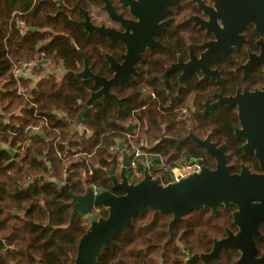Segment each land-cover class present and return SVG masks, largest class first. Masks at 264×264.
<instances>
[{
	"label": "flooded vegetation",
	"instance_id": "1",
	"mask_svg": "<svg viewBox=\"0 0 264 264\" xmlns=\"http://www.w3.org/2000/svg\"><path fill=\"white\" fill-rule=\"evenodd\" d=\"M237 9L241 11L233 9L228 12L222 4L216 8L213 0H173L172 3L171 0L38 1L41 17L44 13L45 18H50L53 25L60 27L66 23L71 25L60 36L72 44L76 37L72 26L81 28L79 24L85 20L91 27H102L120 36L112 40V37H101L81 28L85 35L80 43L83 53L76 49L80 63L71 64L65 74L82 84H95L88 75L103 79L101 84L112 80L116 84V87L108 89L109 97H97L91 102L83 118L99 99L112 101L116 112L125 116L126 120L118 124L116 146L109 150L118 155L116 163L110 160V168L113 167L118 181L124 153L128 183H139L145 169L150 180L160 185L173 183L168 180V169L172 166H176L172 169L181 168L191 161L197 163L194 173L202 167L214 171L216 158L194 141L202 142L207 138L208 143L216 148L223 147L230 175L239 176L242 168L252 175L263 174L254 151L244 153L242 147L246 141L236 134L242 129L239 105L227 101L239 98L244 116L251 118L253 101L240 97L244 93L264 94V3L258 5L248 1L243 9ZM16 25L23 28V35L29 32L25 21ZM213 43L223 46L226 53L205 57L207 46ZM257 58L259 64L256 63ZM84 69L88 75L77 79L75 74ZM94 89L90 94L101 90L98 86ZM89 98L79 105L85 104ZM103 105L112 108L109 103ZM260 112L264 117V98ZM110 184L112 187L111 180ZM115 192L123 195L120 190ZM219 208L223 207H217L215 213L201 209L208 211L203 218L212 222L210 226L202 224L196 227L195 222L188 224L193 220L191 214L200 210L183 215L174 225L172 240L168 243L173 241L175 230L181 233V244L189 243L192 236L197 243L203 241L205 250L193 255L209 254L214 241L226 237V230L233 234L237 232L232 219L236 207L223 208L230 211L228 226L214 223L222 218L217 214ZM95 211L92 213L99 212ZM218 227L222 229L221 234ZM207 229L215 230L216 234L203 238L201 232H207ZM259 231L262 239L256 241L257 257L264 254V249L260 251L257 245L264 241V223L259 225ZM167 235L169 238L168 226ZM175 243L178 244V239ZM181 251L182 254L185 252L184 249ZM227 252H220L218 258L208 264H213ZM193 255H187L183 259L184 264ZM197 261L200 260L193 262Z\"/></svg>",
	"mask_w": 264,
	"mask_h": 264
},
{
	"label": "trees",
	"instance_id": "2",
	"mask_svg": "<svg viewBox=\"0 0 264 264\" xmlns=\"http://www.w3.org/2000/svg\"><path fill=\"white\" fill-rule=\"evenodd\" d=\"M38 1L0 0V264H73L87 224L79 215L70 221V199L49 182L51 177L61 183L67 179L70 191L76 195L88 187L119 195L112 189L106 170L117 161L118 155L109 150L115 148L118 124L126 118L116 112L112 101L99 99L80 127L73 130L79 104L95 90L93 84H82L65 75L71 64L80 63L76 49L83 53L80 43L85 35L74 25V44L61 38L60 34L71 25L60 27L44 13L41 17ZM27 11L30 13L22 15ZM21 21L29 31L24 35L20 34L23 28L16 25ZM45 29L48 32L43 33ZM55 34L58 36L52 38ZM34 57L52 60L63 70V77L40 78L28 90L31 80H15L12 68ZM20 89L29 95L19 94ZM107 103L111 109L103 105ZM32 127H41L44 133L28 136L27 130ZM17 145L23 149L19 156L12 153ZM173 167L176 166L167 171L169 181ZM95 212L106 217L102 208ZM218 213L222 218L214 223L228 226L230 211L219 208ZM207 214L202 210L193 212L188 224L210 226L212 222L203 218ZM169 220V214L153 216L149 210L134 216L127 230L105 246L96 264H184L187 255L205 250L203 241H193L194 236L189 243L181 244V233L175 230L173 241L164 245ZM212 231L215 230L207 229L208 233L201 235L208 239L216 234ZM218 233H222L220 227ZM257 245L260 251L264 249V241ZM181 248L185 250L183 254ZM237 259L235 252L228 251L213 264H235Z\"/></svg>",
	"mask_w": 264,
	"mask_h": 264
},
{
	"label": "water",
	"instance_id": "3",
	"mask_svg": "<svg viewBox=\"0 0 264 264\" xmlns=\"http://www.w3.org/2000/svg\"><path fill=\"white\" fill-rule=\"evenodd\" d=\"M215 7L219 4L226 11L233 9L241 11L248 1L260 4L264 0H213ZM149 2V0H148ZM173 0H171V3ZM246 23V22H245ZM79 26L87 32L97 33L101 37H112V40L120 38L102 27H91L87 21L80 23ZM226 50L218 43L207 46L205 57L211 58L217 54H224ZM81 54V52H80ZM260 59V57H259ZM259 59L256 63L259 64ZM213 59H210L211 61ZM88 75L86 69L81 73L75 74L77 79H84ZM94 81V86L101 90L91 93L89 100L80 106L81 111L74 122V129L80 125L87 108L97 97H107L108 89L116 87L113 80L108 84H101L103 79L96 75H88ZM110 95H108L109 97ZM112 97V96H111ZM243 100L253 101L251 118L244 116L241 109L242 104L239 98L228 100L229 104L238 103L239 118L242 129L237 130L236 134L245 139L246 144L242 150L246 154L254 151L255 157L259 161L263 171L262 175H252L245 168L239 176L230 175L229 168L226 167V160L222 153V148L208 143V138L204 141H194L203 146L207 153L217 160V167L214 171H209L202 167L198 173L191 174L176 183L158 184L150 180L145 169L143 179L137 183H128L125 177L126 155L124 153L122 169L120 171V181L114 176L113 167L106 170L110 177L112 188L120 190L123 195H115L104 188L88 187L82 195L73 194L69 189L68 180L64 183L51 177L49 182L58 187L61 194L70 199L72 211L70 221L76 215L83 218L88 227L77 245L76 257L73 264H96L105 246L122 231H126L130 226L131 219L145 211H151L153 216L156 214H169L172 219L168 224L169 238L166 245L172 240L174 225L181 220L183 215L196 210H210L216 212L217 207L228 209L235 206L236 211L232 214L233 226L237 228L235 234L225 231L226 237L214 241L213 248L209 254L193 255L186 262L190 264L195 260H200L203 264L218 258L220 252L235 251L239 255L236 264H264V254L257 257L256 241L262 239L259 225L264 223V117L260 112V103L264 94L256 92L254 94L244 93ZM261 116L263 118H261ZM48 169L50 167L48 165ZM104 209L105 218L98 217L92 213L96 209Z\"/></svg>",
	"mask_w": 264,
	"mask_h": 264
},
{
	"label": "built area",
	"instance_id": "4",
	"mask_svg": "<svg viewBox=\"0 0 264 264\" xmlns=\"http://www.w3.org/2000/svg\"><path fill=\"white\" fill-rule=\"evenodd\" d=\"M20 34L23 35L22 30L20 31ZM41 57H36L31 61H21L17 62L14 66V69L12 71L13 78L15 80H29L26 75H28L33 70H39L41 69ZM46 63V62H45ZM26 91H19V94L25 95ZM38 128L41 127H32L27 130L28 136L30 134L36 135L39 131ZM34 133V134H33ZM21 150V146L17 145L15 148L14 154H17ZM197 170V163L195 161H191L188 165L183 166L181 168H178V170L173 171V176L171 175V180L173 183L179 182L180 180L184 179L188 175L196 172Z\"/></svg>",
	"mask_w": 264,
	"mask_h": 264
},
{
	"label": "rangeland",
	"instance_id": "5",
	"mask_svg": "<svg viewBox=\"0 0 264 264\" xmlns=\"http://www.w3.org/2000/svg\"><path fill=\"white\" fill-rule=\"evenodd\" d=\"M34 58H36V57H34ZM34 58H30L29 60H23V61H31V60H33ZM45 62H46V63H44V64L41 65V69H39V70H33V71H31L28 75H26L27 78H28L29 80H31V81H30V84L27 85L28 90L31 89V88H33V87L36 85L37 81H38L40 78H44V77H48V76H50V77H53V76H54L55 78H57L58 80H60V79L63 77V75H64L63 70L60 69L59 67H57V66L53 63L52 60L49 59V60H47V61H45ZM13 69H14V67L12 68V71H13ZM19 91H23V89H20ZM18 111H19V109L15 110L14 112H18ZM0 112H1V108H0ZM57 116H60V115L57 114ZM38 129H39V131L37 132V134H42V133H44L43 128H38ZM73 130H74V129H73ZM33 134H34V133H33ZM29 136H33V135L30 134ZM88 136H90V134H88ZM22 150H23V149H21V150L17 153V156H19V155L22 154ZM14 152H15V150H14L12 153H14ZM175 170H178V168L171 169V171H170L169 173L173 176V171H175ZM67 172H68V171H66V172H64V174H62V175H63L62 178H63L64 176L67 175ZM50 180H51V179H50Z\"/></svg>",
	"mask_w": 264,
	"mask_h": 264
}]
</instances>
